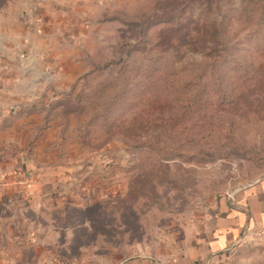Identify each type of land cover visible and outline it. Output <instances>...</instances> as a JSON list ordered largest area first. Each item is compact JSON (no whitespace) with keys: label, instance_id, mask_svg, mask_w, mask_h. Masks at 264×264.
Returning <instances> with one entry per match:
<instances>
[{"label":"rangeland","instance_id":"1","mask_svg":"<svg viewBox=\"0 0 264 264\" xmlns=\"http://www.w3.org/2000/svg\"><path fill=\"white\" fill-rule=\"evenodd\" d=\"M91 11L61 35L62 57L31 75L49 96L28 105L44 119L32 139L49 131L37 155L79 158L69 197L13 196L0 211L47 234L69 264L157 257L192 210L264 177V0H95ZM193 94L206 95L191 111L221 121L219 139L174 136ZM206 264H264V236Z\"/></svg>","mask_w":264,"mask_h":264},{"label":"crops","instance_id":"2","mask_svg":"<svg viewBox=\"0 0 264 264\" xmlns=\"http://www.w3.org/2000/svg\"><path fill=\"white\" fill-rule=\"evenodd\" d=\"M94 2L13 0L0 6V204L19 195L31 202L69 197L63 190L75 181L70 171L79 158L68 153L62 160L51 155L44 160L37 155L45 144L49 147V131L44 129L40 140L32 139L44 119L28 105L47 102L49 96L33 90L44 84L33 82L31 75L33 69L42 71L51 62L50 56L62 57L61 41L68 36L61 35L72 37L76 33L72 27L91 17ZM23 56L25 60L20 62ZM57 59L53 60L55 68L63 65ZM21 219L0 211V264H66L52 253L55 242ZM258 227H264V177L192 210L166 240L158 241L157 257L133 256L118 264H192L221 259Z\"/></svg>","mask_w":264,"mask_h":264},{"label":"trees","instance_id":"3","mask_svg":"<svg viewBox=\"0 0 264 264\" xmlns=\"http://www.w3.org/2000/svg\"><path fill=\"white\" fill-rule=\"evenodd\" d=\"M210 77L212 79L214 77V75H212ZM189 82L190 81H186V83H189ZM199 83H200L199 81H198V83H197V81H195L193 85H196ZM205 98H206L205 94H204V96L193 94L192 96H190V97L188 96L185 99V101L183 103V107L185 108V111L180 116H177L175 118L176 126H174V127H176L175 131L177 130V132L174 133V136L178 137L179 135L182 134V138H184V140L186 142L187 141L193 142V139L195 137H198L200 140V143H204L206 136H208V135H210L211 137L217 136V138L219 139V136H221L220 131H222L221 121H219V122L218 121H212V119L210 118L211 121L209 123H206L205 122L206 118H204V117L210 111H202L203 113L197 112V108L195 110L191 111V109H193L196 106V104L201 103L202 100H204ZM210 99H212V104H215L217 102L216 99H214L212 97ZM187 114H189V115H187ZM192 117H194V118H192ZM196 121L198 123V126L196 128L197 130L194 129L195 128L194 124L196 123ZM178 128H181V129L179 130ZM224 129H225L224 130L225 133H232V130H233V128L230 125L224 127ZM182 131H184V134ZM216 141H217V139L213 140V138H212V140L210 141V144H216ZM206 142H208V140ZM193 143H197V142H193ZM178 151H180V150H178ZM213 152H215V151H213ZM210 153H212V151ZM163 157H165V156H163V154L160 153L158 159H164ZM216 260H218V258ZM216 260L211 259L209 261H197V262H194L192 264H206L208 262H213ZM63 261H65V260L63 259ZM65 263L69 264L66 261H65Z\"/></svg>","mask_w":264,"mask_h":264},{"label":"built area","instance_id":"4","mask_svg":"<svg viewBox=\"0 0 264 264\" xmlns=\"http://www.w3.org/2000/svg\"><path fill=\"white\" fill-rule=\"evenodd\" d=\"M253 236H264V227L255 228L252 232Z\"/></svg>","mask_w":264,"mask_h":264}]
</instances>
